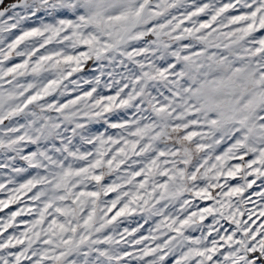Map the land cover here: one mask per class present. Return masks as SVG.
Segmentation results:
<instances>
[{
	"label": "snow or ice",
	"instance_id": "snow-or-ice-1",
	"mask_svg": "<svg viewBox=\"0 0 264 264\" xmlns=\"http://www.w3.org/2000/svg\"><path fill=\"white\" fill-rule=\"evenodd\" d=\"M0 264H264V0H0Z\"/></svg>",
	"mask_w": 264,
	"mask_h": 264
}]
</instances>
